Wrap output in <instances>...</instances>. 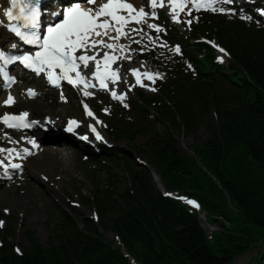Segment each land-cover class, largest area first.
Wrapping results in <instances>:
<instances>
[{"label": "trees", "instance_id": "obj_1", "mask_svg": "<svg viewBox=\"0 0 264 264\" xmlns=\"http://www.w3.org/2000/svg\"><path fill=\"white\" fill-rule=\"evenodd\" d=\"M192 35L214 37L229 64L216 63L204 43L189 49L195 76L176 71L161 93L145 99L164 132L136 151L166 189L196 198L208 223L220 221L213 237L196 210L161 194L147 168L112 156L119 171H108L103 187L82 200L96 210V222L82 218L78 226L65 216L46 247L28 229L30 245L21 253L6 239L12 229L4 230L0 264H130L103 231L115 233L138 264H243L238 260L247 254L245 264H264V28L206 15ZM201 124L208 136L193 145L194 155L184 152L176 136ZM120 131L142 132L130 125Z\"/></svg>", "mask_w": 264, "mask_h": 264}, {"label": "snow or ice", "instance_id": "obj_2", "mask_svg": "<svg viewBox=\"0 0 264 264\" xmlns=\"http://www.w3.org/2000/svg\"><path fill=\"white\" fill-rule=\"evenodd\" d=\"M189 0H167L171 6L173 13L172 19L179 21V13L177 9L186 10L191 14L192 9L187 8L186 4ZM231 3L232 0H227ZM10 6L4 9V15L7 18L6 28L13 33L18 41L24 44L34 46V49L19 51L20 43L14 42L10 49L0 46V76L6 86H10L16 82L17 77L12 75L9 66L14 62H19L26 69L31 70L36 75L46 74L47 80L52 85H60L61 81H67L73 86L83 85L84 96H92L95 93L89 91V88L99 87L111 91L113 98L125 100L127 92H117L110 88V84L120 81V66L117 64L119 60H130V55H125L126 51H132L127 44L120 42L122 38L131 40L129 32L136 33L138 29L134 28L133 22L137 24H145L157 31L164 30L162 25L153 23L148 17L157 18L158 13L155 10L157 4L164 6L165 0H150L152 11H146L145 7L137 8L131 0H57L61 5L59 9H45L41 4V0H9ZM192 7L196 10L212 9L214 3L202 2V0H191ZM220 12H235L236 9L224 7L219 8ZM261 16H264V8L258 10ZM52 17L49 22L42 27V16L44 13ZM251 19L250 16L245 17ZM16 21V23H13ZM191 20L187 23L190 25ZM5 22L0 20V24ZM153 39V37H149ZM211 43V42H210ZM219 48V45H216ZM144 49H139L143 51ZM174 51L180 52V46L176 45ZM224 51V49H220ZM223 59V57H218ZM114 65H116L114 67ZM130 71L136 76V83L142 84L144 87L150 85L143 84L142 77L146 76L154 82V78L159 73L145 72L141 73L138 68H131ZM98 82V85L97 83ZM29 95L35 97L37 95L35 89H26ZM61 99H66L61 92ZM15 101V97L9 93L8 98L3 102L11 105ZM127 106V105H126ZM89 116H94V112L89 108L87 103L84 104ZM108 111V109H105ZM29 113L23 111L20 113L5 112L0 115V122H3L9 128L22 129L32 127L33 124L39 125L40 121H31L28 119ZM81 121L72 119L67 124L69 132H76ZM92 132L95 133L97 140H104V137L96 130L95 125H91ZM5 135H8L5 133ZM85 140L88 135L83 136ZM33 146H38L36 139L30 140ZM12 153L14 150L0 149ZM24 152L31 154V149L25 148ZM19 156L20 153L16 152ZM4 161L0 160V165ZM11 167L19 169L21 165L13 163ZM8 166L5 165V174L10 178L7 171ZM193 205L199 207L195 201H190ZM7 211V209H6ZM4 221L0 220V226ZM20 252V249H16Z\"/></svg>", "mask_w": 264, "mask_h": 264}, {"label": "rangeland", "instance_id": "obj_3", "mask_svg": "<svg viewBox=\"0 0 264 264\" xmlns=\"http://www.w3.org/2000/svg\"><path fill=\"white\" fill-rule=\"evenodd\" d=\"M236 2H240V5H243V1L241 0H233L235 5ZM245 2H247V0ZM175 30L180 33L183 32L181 28H177ZM173 32L174 31L169 33V35H173ZM142 33L144 38L135 42V52L140 53L144 51V56L147 58V60H144L148 63L150 72L159 73L160 75L156 77L160 78L161 81L166 80L168 77V71L171 69L170 67L174 63L173 59L178 56L173 52V47L166 46V43L160 42L162 46H159L157 40H159L160 36L162 35L161 33L149 31L146 28L142 29ZM150 36L154 38L155 42H153V39H149ZM170 37L171 36H169V38ZM141 48L144 50L139 51ZM129 61L130 60H128V62ZM137 62L138 58L135 60V64H137ZM137 66L139 67V64ZM144 80L145 81L143 84L149 85V81L147 79ZM134 91L137 93L138 88H134ZM135 93L131 97V104L129 103L131 109L127 111L125 110V106H123L120 101H114L111 103L108 98L105 99L108 113L112 115V117L107 118L110 120V122L118 120L125 121L126 123H144L146 126H148L147 129H149L151 132L137 135L133 142H131L128 138H123L114 142V147L122 149L121 151L124 152L133 162H135L137 159L145 161L144 155L135 151L137 146H143L145 141L151 135L156 133L160 135L163 133V127L161 125L150 120L147 112H140L135 107ZM51 95L52 94L48 95V97H51ZM42 98H40V100L36 99L37 101L30 100L29 104H26L28 107L32 105V110H34L33 114L36 112H41L43 113L44 117L47 113L57 116V112H59L62 117L70 115L79 116L80 114L78 109H75L72 107V105V108L69 107L70 104L76 103L74 98L71 100V103L68 106L63 105V107H61L62 105L57 104V102L54 104L52 99L53 102L49 105V107L52 105L55 106V108H41L39 101H41ZM90 103L92 106H99L100 104L99 100H90ZM21 105L22 104H19V108H21ZM13 110L16 111L17 109L15 108ZM59 114L58 116H60ZM44 117L42 119H44ZM102 125L105 127L104 123H102ZM44 136L48 137L49 135H42V137ZM207 136L208 133L205 130L204 124H201L199 126V130L193 134H190L189 136L184 137L182 135H177V145L184 152L192 154L193 145L201 142ZM61 137L64 138L65 136L61 135ZM67 137L68 138L63 142L69 147L66 146L67 151L61 156V160L60 157L52 156L49 153L44 152L43 154H47V156L52 158L42 159V154L39 156L40 159H32L27 163L25 178L28 183H23L20 185L18 180H14L9 181L7 185H4L2 182H0V211L5 212L7 209V211L10 213L9 215L13 216L14 219L17 220V223L13 227V235L10 237V239L15 243L16 248H19L20 250L24 251L30 245L28 238L25 236V229L27 228L33 229L39 242L42 243L44 247H46L50 239L51 226L49 225V219H53L55 221L58 220L60 216L67 214L77 222L78 226H81L82 221H80V219L83 217L93 216L92 209L88 208L84 204H81L80 198L90 196L92 184L96 181V179L93 181L91 180V175L100 174V169H97V167L100 166V162L93 161L92 156L85 158L83 156V152L76 145L75 141H73L70 136ZM56 141L59 142V140ZM58 145L65 146L63 144ZM96 158H98V156ZM62 159L66 160V162H64ZM41 161H45L44 165ZM108 164L109 162L107 161L103 162V165ZM36 165L40 170H31L36 167ZM68 166L69 168L67 169ZM61 169H67V172ZM40 173L44 174L47 179L44 178V176H42ZM231 212L234 213L235 210L231 208ZM203 227L207 233H210L220 227V221L216 220V222L212 225L207 223L204 224L203 222ZM256 234L257 237L262 236L259 232ZM105 236L108 241L112 242L114 245L117 244L116 237L109 231L105 232ZM252 253H254V251H252L250 254ZM248 255L249 254L241 256L238 262L245 264L248 260Z\"/></svg>", "mask_w": 264, "mask_h": 264}, {"label": "bare ground", "instance_id": "obj_4", "mask_svg": "<svg viewBox=\"0 0 264 264\" xmlns=\"http://www.w3.org/2000/svg\"><path fill=\"white\" fill-rule=\"evenodd\" d=\"M171 16H172V14H171ZM136 34H134V33H131V36L133 37V36H135ZM121 42V41H120ZM122 43H125V44H127L128 45V47H129V45L130 44H132L131 43V41L129 40V39H127V38H125V39H123V41H122ZM130 49H132L131 47H129ZM127 52V55H130V56H132L131 55V51H126ZM117 64L118 65H120V66H123V65H125V61L124 60H119V61H117ZM139 67H142V68H144L145 67V65L143 64V63H139ZM20 83H18L17 84V87L16 88H12L9 92H5L4 94L5 95H9V93H11L12 94V96H14L15 97V103H18V104H22L21 105V110H19V112H23V111H28L29 112V110H31V108L30 107H28L26 104H29V100H27V98H26V94H21V91H20V88H22L23 86L22 85H19ZM31 84H32V82H31ZM38 84V82L37 81H34V84H32V85H37ZM125 84V83H124ZM124 84H122V85H119V84H117L116 86H115V90L119 93V91H118V88L119 87H121V86H124ZM19 85V86H18ZM39 89V88H38ZM40 90V89H39ZM53 92H51V93H49V95L50 94H52ZM42 96H43V98H42V100L41 101H39V105H40V107L41 108H44V107H48V108H55V106H52L51 105V107H49V105L53 102L52 101V99L53 98H49L48 97V95H45V94H41ZM26 98V99H25ZM32 100H35V101H37L36 99H32ZM3 101H4V98L3 99H1L0 98V110L1 111H4V110H6V108L3 106ZM55 102H59V99L56 97V99H55ZM80 103L78 104V105H76L75 107H79L80 108ZM30 113V112H29ZM37 113V114H36ZM36 113H34V115H32L30 118H35V119H37V120H43L42 118L44 117V115H43V113H41V112H36ZM89 121L91 122V120L89 119ZM26 134V136H32V137H34L37 141H39V139L41 140V138H39V136L38 137H36V136H34V135H32V134H28V133H25ZM43 140V139H42ZM41 140V141H42ZM58 143V141H55V143L53 144V145H51V146H41L40 147V150H42L41 152V154L40 155H42L44 152H46V153H49L50 155H52V156H57V157H60V160H61V156L64 154V152H66L67 151V147L66 146H60V145H58L57 144ZM3 157L4 156H6L7 158H8V154H7V152L6 153H3V155H2ZM45 158H47V159H51L52 157H50V156H47V154H43L42 155V159H45ZM38 159H40V157L38 156ZM57 159V158H56ZM59 159V158H58ZM64 162H66V160H64V159H62ZM42 162V164L44 165V163H45V161H41ZM64 165V164H63ZM9 173H14V171H8ZM24 197H25V195H24ZM23 197V198H24ZM30 197H32V196H30ZM34 199V198H33Z\"/></svg>", "mask_w": 264, "mask_h": 264}]
</instances>
